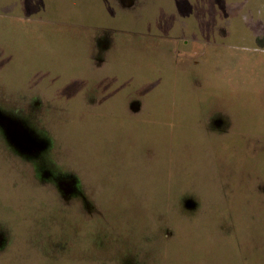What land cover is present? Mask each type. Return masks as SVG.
I'll return each mask as SVG.
<instances>
[{
  "label": "rangeland",
  "instance_id": "rangeland-1",
  "mask_svg": "<svg viewBox=\"0 0 264 264\" xmlns=\"http://www.w3.org/2000/svg\"><path fill=\"white\" fill-rule=\"evenodd\" d=\"M212 2L179 0L191 22L182 37L167 32L180 18H160L162 7L175 0L141 2L130 21L141 11L149 14L123 29L152 32L160 44L130 55L139 44L121 46L115 35L112 60L97 65L86 57V69L80 62L63 67L49 55L42 61L34 55L39 51L27 55L31 43L50 40L54 32L82 40L93 32L61 25L74 24L72 14L53 16L48 8L51 16H43L38 9H114L117 0H0V107L30 115L31 126L49 136L48 166L79 180L90 207L79 200L66 204L34 163L0 138V191L9 215L1 223L17 225L8 227L16 246L0 256V264H123L121 252L148 264H264V0H216L218 19L203 13L215 12ZM77 17L74 25H87ZM203 22L232 26L213 37L206 29L200 33ZM82 43L73 44L77 51ZM153 66L169 71L171 90L142 93V103L155 109L151 124L127 126L123 118L132 114L121 109L125 90L106 98L107 75ZM66 84L75 90L57 91ZM227 113V128L213 130L216 136L206 131L213 114ZM121 136L136 143L122 150ZM187 197L196 206H184ZM52 238L61 248L56 259L48 254Z\"/></svg>",
  "mask_w": 264,
  "mask_h": 264
},
{
  "label": "flooded vegetation",
  "instance_id": "flooded-vegetation-1",
  "mask_svg": "<svg viewBox=\"0 0 264 264\" xmlns=\"http://www.w3.org/2000/svg\"><path fill=\"white\" fill-rule=\"evenodd\" d=\"M102 2H105V0H101ZM145 0H117L119 6L117 8H110L109 6L104 7L103 6H71V7H60V6H54V7H41L40 9H38V14H42V12L44 11L45 14L50 15V13L48 11H46L48 8L52 9L54 11V15L53 16H61L62 14H67L69 16V14L74 15L73 19L71 18V21L74 22L75 24V20H77V16H81L84 20L79 21L80 22H85L87 25H82V26H77L74 24H61L64 26L69 27L70 29H82L89 32V30L93 31V32H89L90 34H88L86 36V38H84V40L79 39V38H68L66 36H63L61 34H59L58 32H54L52 39L50 40H46V38H44L43 40L40 41V43L35 44V43H31L34 44L32 46H30L27 49V55L30 56L31 55V51H39L40 53H35L34 55H38L40 60L44 61V58H46L48 60V55L50 57H52L53 59H57L59 61H63V67H72V65L68 64L70 62H80L81 63V67L88 69V65L85 63L87 62L85 60L89 59L90 62H96L97 65H100L102 62L110 60L111 57L109 56L110 54H108V51H110L111 49L115 48L114 44L112 43L114 39H116L115 35H121V46L128 43L131 46H135V44H139L137 45L138 48H133L129 53H128V49H127V53L130 55H138V54H143V47L144 46H148V45H152V44H160L157 40L156 37H153V33L152 32H147V30L144 29H140L139 30H131V29H123V28H127V27H123L124 26H128L131 23H135L136 25L140 22L142 23V20L145 19V15L149 14L147 12H143L141 11L138 14V17L136 20V22H132L130 20H133L134 18H132V14H135L138 10V8H140V3L143 2ZM197 1V0H196ZM213 1V6L215 9V12L213 13L212 10H208L203 12L206 16V14L210 13L213 15H215L214 19H218L217 18V14L219 12V10L217 9V5L219 4V2H216V0H211ZM176 5H169L167 7H162V8H166L163 9V15L160 16V18L166 19L167 21H173L174 19H181L180 23L175 24L172 23L171 25H168L167 28V32L170 30V32H173L176 34V36L178 37H182L183 35H185L186 32H189L190 30V14L188 12L189 8L185 7L183 5L179 4V0H175ZM21 7V6H20ZM74 8V9H71ZM161 8V7H160ZM11 9H14V7H12ZM21 9L23 10V6L21 7ZM63 9H67V10H63ZM70 9V10H69ZM136 9V10H135ZM198 9V8H197ZM118 10V11H117ZM121 13V14H120ZM9 14V13H8ZM13 13H11V15H13ZM45 14H42L43 16H45ZM81 14V15H80ZM143 14V15H142ZM183 14V15H182ZM10 15V14H9ZM51 16V15H50ZM49 16V17H50ZM121 16V17H120ZM11 17V16H10ZM156 17V14L154 16V19ZM173 18V19H171ZM200 16L197 17L194 20V25L200 23ZM220 19V18H219ZM45 20V19H44ZM91 21V22H90ZM45 22V21H44ZM139 23V24H140ZM213 23V22H211ZM53 24V23H51ZM54 24H58V23H54ZM81 24V23H80ZM175 24V25H174ZM156 25H162L160 22L156 23ZM119 26H121V29L118 28ZM151 26V25H150ZM227 26H232V23L229 22H221L220 24H216L213 23L212 25L203 22V27L202 26H198V29L200 30H208V34L216 37V35H220L221 31L224 29H227ZM144 27V26H143ZM62 28H65L62 26ZM150 28V27H149ZM193 28V27H192ZM66 29V28H65ZM151 29V28H150ZM217 31V33H216ZM165 35V34H164ZM216 39V38H213ZM179 40V39H177ZM209 40V39H208ZM83 41L82 48H79V51H77L78 49L74 46L76 44H80ZM86 41V44H85ZM45 42V43H44ZM46 42H49V44H47ZM184 42L187 43V41L185 40ZM74 44V45H73ZM85 44V45H84ZM167 44V42L165 43ZM162 44L161 45H165ZM140 45H142V49L139 47ZM75 47V48H74ZM84 49V54H80V51ZM3 50H0V53H2ZM122 52H125V50L121 49V54ZM125 52V53H126ZM113 54V53H112ZM111 54V55H112ZM7 57H9V55H6ZM107 56H109V58H107ZM45 59V60H46ZM121 59H126L125 57L121 56ZM50 60V59H49ZM112 60V59H111ZM124 63V61H122ZM155 63V62H154ZM158 63V62H156ZM156 65V64H155ZM91 67H93V64H91ZM163 69V67H161ZM133 69V67H132ZM140 71H138V68L134 70L133 75H129L131 74V72L129 71H124L122 72V68L121 71H113L112 73H109L107 75V78L112 77V80L110 82H108V87H107V91L108 93H106L105 97L108 98L109 96H111V94H116L117 92H119L121 90L124 91L125 93H121V109L123 108L126 109V107L128 108V110L131 111L132 115L127 116L126 118H123V120H127L128 125L130 127H133L134 123L136 122H142L143 124L146 123L145 125H149L151 123L152 117H153V111L155 109H153L152 111V103H150V101L147 103L144 102L142 103L141 99L142 93H156L159 91H168L171 90L172 84L171 86H169V81L171 80L170 76H172L169 71L165 69L163 70H157L155 69V66L150 67L148 69L145 70V68H141L139 69ZM93 71V70H90ZM123 73V74H122ZM126 75H125V74ZM67 74L72 76L74 73L71 71H67ZM124 78V83L123 85L121 84V78ZM69 80V79H68ZM71 84L73 83L72 81H69ZM163 86H165V88H162ZM75 89L73 88V86L66 84V86L61 90H57V91H69L67 93H62V94H69L72 93ZM132 95H135L134 97H132ZM113 97V96H112ZM111 97V98H112ZM138 97V99H137ZM114 99V98H113ZM117 99V98H116ZM114 99V100H116ZM39 101H34L33 104L39 105ZM143 105V106H142ZM2 108V107H1ZM3 109V108H2ZM17 110L19 109H15V111H11V110H7V112H10L14 115L20 116V118H22L23 120H25L26 122L30 121L29 124L31 123V119H30V115H20L18 114ZM24 110V109H23ZM149 111H152V115L146 117V115L148 114ZM231 113V112H229ZM224 114L223 115H219V116H215V114L212 115L211 119L209 122H207V125L205 127H211V129H208L206 131H208V133H216L213 134V136H216L217 133L213 130H224L225 127L227 128L228 125L231 124V120L230 119V114ZM140 116V119H137L136 115ZM232 117V116H231ZM27 122V124H28ZM28 124V125H29ZM30 126V125H29ZM126 126V127H127ZM33 129L36 131L37 135L39 136V138L41 140H46L48 141V146L41 151L38 155L34 156V155H25V154H21L19 153L7 140L5 134L3 133V130L0 127V138L6 143V145L9 147L10 151H12L14 154H16L17 156H19L21 159L23 160H27L30 161L32 163H34V167H36V171L39 172V177L43 180V181H47L50 184H52L56 189H58L59 193L63 196V200L66 202V204H72L70 203V201H82L83 205L85 204V207L87 209L90 210L89 207V201L87 200L88 198L84 195V193L82 192L81 186H80V181L79 180H74L73 178H69V177H62L63 173L60 172H56L53 169H51L48 164L50 163L49 161V153L52 150L51 149V139L49 138V136H47L46 134L44 135L43 132H41L40 130H38V127H34L32 125ZM123 129V126L121 124V130ZM125 129V128H124ZM227 132V130H226ZM225 135H221L222 136H226ZM124 136V135H123ZM219 136V135H218ZM136 141L135 139H131ZM136 142L130 144L129 140H125V138H123L121 136V148L122 150L128 147H131L135 144ZM1 191H0V256H2V258H4L7 255L8 251H11V249H8L9 247H15L16 246V241L14 239V235L12 234V232L14 230L12 229H8L9 226L15 227L17 226L16 223L14 222L13 225H11V223H1L2 221L9 219V215H7L5 213L6 208L5 206L8 205L7 199H4L1 197ZM69 202V203H68ZM184 202V206L185 204H187V202H192V207L197 204V201L187 197L185 199H183ZM10 213H11V209H10ZM22 223V222H20ZM18 232H21L20 229H15ZM22 241V240H21ZM50 242V241H48ZM22 244H31V243H25L22 242ZM50 248L51 251H48V254L52 255L54 257V259H56V254L60 253L61 254V248L58 247L57 245V240L56 239H51L50 242ZM64 249V247H63ZM122 257H123V264H148L147 261H143L141 259H138L137 257L133 259L134 255H131V252L129 253H122L121 252ZM117 264V263H116ZM118 264H121L118 263Z\"/></svg>",
  "mask_w": 264,
  "mask_h": 264
},
{
  "label": "water",
  "instance_id": "water-1",
  "mask_svg": "<svg viewBox=\"0 0 264 264\" xmlns=\"http://www.w3.org/2000/svg\"><path fill=\"white\" fill-rule=\"evenodd\" d=\"M0 127L8 142L21 154L38 155L48 146V141L41 140L36 131L25 120L0 107ZM192 202H187V207Z\"/></svg>",
  "mask_w": 264,
  "mask_h": 264
},
{
  "label": "trees",
  "instance_id": "trees-1",
  "mask_svg": "<svg viewBox=\"0 0 264 264\" xmlns=\"http://www.w3.org/2000/svg\"><path fill=\"white\" fill-rule=\"evenodd\" d=\"M17 116V115H16ZM20 117V116H19ZM28 122V121H27ZM30 122V121H29ZM29 122H28V124H29ZM30 126H31V124H29ZM32 127V126H31ZM33 128V127H32Z\"/></svg>",
  "mask_w": 264,
  "mask_h": 264
}]
</instances>
